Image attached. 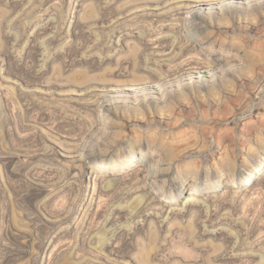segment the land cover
Returning <instances> with one entry per match:
<instances>
[{
  "label": "clouds",
  "instance_id": "clouds-1",
  "mask_svg": "<svg viewBox=\"0 0 264 264\" xmlns=\"http://www.w3.org/2000/svg\"><path fill=\"white\" fill-rule=\"evenodd\" d=\"M20 2L21 11L13 14L12 0H0V73L6 56L12 57L11 70L25 77L39 76L51 59L60 68L59 78L42 77L41 82L79 83L91 97L83 103L95 107L92 120L72 110L79 118L72 120V143L64 145L72 149L70 165L56 158L46 143L52 136L43 133L13 137L10 147L5 144L3 154H19L12 172L20 178L7 176L0 185V264L12 247L4 238L10 230L4 222L10 207L23 209L29 219L41 210L62 219L78 217L74 238L83 233L88 264L118 235L120 243L131 245L125 254L135 264H181L177 248L189 245L196 251L183 257L184 264H208L216 253L194 242L187 223L176 232L164 227L172 226L167 212L180 211L168 189L170 180L180 181L181 196L189 191L185 203L194 197L201 205L231 204L235 215H224L232 227L241 226L238 238L244 251L220 245L218 251L241 255L242 264H264V230L249 239L253 226L246 220L251 217L241 211V205L254 207L248 203L250 193H258V203L264 204V111H257L264 109V0H86L79 15V0ZM29 25L31 31L26 30ZM37 30L33 51L43 49L39 64L31 54L24 56ZM92 57L97 59L87 78L73 80L81 70L79 62ZM111 65L129 83L112 85ZM228 101L234 108L226 107ZM54 107L60 110L54 119L72 115L65 111L67 105ZM177 117L183 118L179 126ZM121 120L131 135L121 134ZM84 169L90 170L87 184ZM93 177L107 197L103 226L91 220L97 195L90 191ZM257 178L261 183L252 188ZM225 184L226 201L217 195ZM33 188L45 193L35 203L36 213L22 202ZM237 194L240 199L234 201ZM197 223L206 232L217 230L212 222ZM229 233L236 235L231 229ZM35 239L41 240L39 233ZM42 239L50 242L51 234ZM66 259L70 257L57 253L51 264H65ZM37 261L43 264L34 254L33 264Z\"/></svg>",
  "mask_w": 264,
  "mask_h": 264
},
{
  "label": "rangeland",
  "instance_id": "rangeland-1",
  "mask_svg": "<svg viewBox=\"0 0 264 264\" xmlns=\"http://www.w3.org/2000/svg\"><path fill=\"white\" fill-rule=\"evenodd\" d=\"M82 1L83 4L86 2V0H79V2H76L77 15H79L83 8V4L81 5ZM24 2L26 3L27 0H24ZM10 9L13 14L19 13L22 9L20 0H12ZM32 27V25H29L26 30L31 31ZM39 31L40 30H37V33L32 37L24 52L25 58H28L31 54L37 64L40 63L39 57L43 53V49L39 47L33 51V43L37 36H39ZM121 43L123 44V41ZM159 46L158 42L157 47ZM96 59V57H92L80 61L78 66L81 70L77 72L72 79L75 81L86 79L89 74V65ZM11 61L12 57L10 56L4 58V70L0 73V171L5 174V179L0 180V185L6 181L7 176H11L12 180L20 178L18 173L12 172L13 165L20 158L19 154H3L5 144L10 147L13 137L17 139L21 137L30 138L32 135H39V133H43L46 137L52 136L51 140H46L49 148L52 149L60 162L70 165L73 155L72 149L64 145L66 143H72L73 138L69 135L72 131V120L79 118L75 116L72 110H75L77 113L88 114L89 120L94 119L90 112L91 108H94L95 105H85L83 103V101L91 99V97L81 84L56 82L44 84L41 82L42 77L44 79H51L52 81L59 78L57 74L60 72V68L54 65L51 59L43 63L40 75L35 77H25L17 71H12ZM104 63L106 65L108 64L107 61ZM111 67L114 69L112 79L110 80L112 85H124L129 83V81L117 77L116 73L118 70L115 69V65H111ZM63 75L67 76L68 73L65 72ZM115 91L113 90L112 92ZM79 92L80 94H78ZM55 104L67 105L65 111L72 113L68 120L61 121L59 117L54 119L56 113L60 111L58 108L54 107ZM215 107L216 106L213 105V112L215 111ZM226 107L232 109L234 108V104L228 101ZM106 110L107 109H105V111ZM257 111H264V109H259ZM182 119V117H177L175 121L176 126H179ZM50 122L52 123L51 128L48 126ZM241 127H243V125H241ZM120 128L123 136L132 134V130L129 129L128 124L124 120L120 121ZM234 131L236 130L234 129ZM211 134L213 136L216 134L215 126L211 127ZM225 155H228V153L225 152ZM236 163L239 165L242 161L238 159ZM84 171L86 173L84 182L87 184L89 180L87 173L90 170L84 169ZM73 174H78V170L74 169ZM140 175L142 176L143 173H140ZM240 175L238 171V178ZM213 178H215V174H213ZM92 180L93 183L90 191H94L97 195L96 202L93 206L94 214L91 216V220L103 226L104 204L107 197L104 195L103 189L95 182L94 177ZM260 183L261 180L259 178L253 179L251 187L255 188ZM227 188L228 186L225 184L221 191L217 193V195L223 194L225 196V201L227 200ZM168 189L171 190L179 201L180 211L172 213H170V211L167 212L168 218L172 220V226L165 223L164 227L170 228L172 232H176L178 229H182L187 223L189 225L188 231L193 233L194 242L198 246L203 245L210 249L211 252L216 253V255L211 257L208 261V264H242L244 258L241 255H225L219 252L217 248V246L220 245L225 247V249L234 248L236 252L244 251L241 239L238 238V230L241 226L237 225L236 227H232L227 223V216L224 215L226 213L235 215V213L232 212L231 204L227 202H218L213 206L211 202H207L206 205H201L198 199L194 197L191 198L192 202L185 203L184 201L187 199L189 200L190 193L186 188L183 196L180 195V181L170 180ZM9 191L12 197L15 198L17 193L13 191L10 184ZM44 194V192L37 191L33 188L23 197L22 202L28 211L36 213L35 203L41 199ZM232 199L238 201L240 196L238 194L234 195ZM260 199L261 197L258 193H250L248 203L254 205V207L249 209L246 205H241V211L247 212L251 217V219L246 220L247 224L253 226L248 229L249 239H252L253 235H259L260 230H264V223H257L260 220H264V211H262L264 210V204L258 203ZM193 213H196L195 217ZM118 214L119 210L113 214V217L115 218ZM8 217L12 218L11 222H9ZM8 217L5 218L4 222L9 223L10 230L4 234V238L12 247L8 249L9 255L4 258L3 264H33L32 258L34 254L40 257L43 264H51V261L56 259L57 253H60L61 257H70V259L65 260V264H73V262L77 260H80L81 264H88V257L90 254L85 251L87 245L83 239V233L80 234L79 239L74 238L78 231V217H66L62 219L58 214L54 215L46 210H41V213H37L32 219H29L23 209L11 207L8 212ZM197 219L204 220L205 224L212 222V227L217 230L204 231V224L197 223ZM84 223L88 225L90 221H85ZM112 223L113 221L110 220L107 226L111 227ZM229 229H231L232 233H236V235H231ZM37 233H39L41 237L39 242L35 239ZM49 234H51L50 242L49 240L42 239L45 236H49ZM129 247H131V245L128 241L120 243L118 235L117 239L114 240L112 244L101 246L100 251L102 254L93 258V264H135V262L131 260V257L125 254ZM114 248L115 251H113ZM61 249H64V251L61 252ZM73 249H75V252H73ZM194 251L196 250L193 249L191 245L188 247H178L177 256L181 264H184L183 257L192 255ZM36 264H40V261H37ZM197 264H199V262H197Z\"/></svg>",
  "mask_w": 264,
  "mask_h": 264
},
{
  "label": "bare ground",
  "instance_id": "bare-ground-1",
  "mask_svg": "<svg viewBox=\"0 0 264 264\" xmlns=\"http://www.w3.org/2000/svg\"><path fill=\"white\" fill-rule=\"evenodd\" d=\"M85 1V0H84ZM83 4V1H82V3H81V5ZM83 7V6H82ZM80 10V9H79ZM79 12V11H78ZM116 84V83H115ZM116 85H118V84H116ZM115 86V85H114ZM112 91L114 90H117L115 87H113L112 89H111ZM121 90H124V89H121ZM127 91V90H126ZM128 91H131L130 89L128 90ZM78 92V91H77ZM86 92V91H85ZM84 92V93H85ZM87 93V92H86ZM78 94H80V92L78 93ZM188 200V199H187ZM185 202V201H184ZM187 205V204H186ZM190 206V205H189ZM170 213H172V212H170ZM176 215V214H175ZM169 217V216H168ZM173 217V216H172ZM228 246V245H227ZM217 262V261H216Z\"/></svg>",
  "mask_w": 264,
  "mask_h": 264
}]
</instances>
